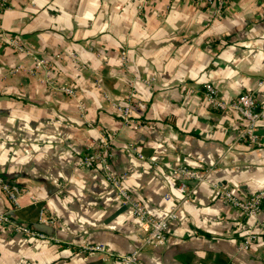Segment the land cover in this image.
I'll list each match as a JSON object with an SVG mask.
<instances>
[{
	"label": "crops",
	"instance_id": "obj_1",
	"mask_svg": "<svg viewBox=\"0 0 264 264\" xmlns=\"http://www.w3.org/2000/svg\"><path fill=\"white\" fill-rule=\"evenodd\" d=\"M8 4L0 38L23 51L0 42V177L26 192L13 217L45 237L0 228V264H102L82 243L137 250L141 264H264V197L248 217L216 195L264 192V124L263 146L249 145L237 139L239 115L203 94L209 83L224 101L244 92L264 101V0H226L217 17L207 0ZM35 58L48 70L32 74ZM128 99L125 122L117 105ZM105 135L110 169L133 198L158 219L176 205L164 243L147 244L99 166L80 165ZM181 165L203 177L186 180L187 194L171 173ZM9 207L0 190V211Z\"/></svg>",
	"mask_w": 264,
	"mask_h": 264
},
{
	"label": "built area",
	"instance_id": "obj_2",
	"mask_svg": "<svg viewBox=\"0 0 264 264\" xmlns=\"http://www.w3.org/2000/svg\"><path fill=\"white\" fill-rule=\"evenodd\" d=\"M147 1L148 0H142V2ZM207 3L211 4L212 16L217 17L222 11L226 0H207ZM8 5V0H0V12L7 8ZM0 42L7 43L16 51H23V47L16 39L8 37L5 34L1 33ZM61 55L62 54H58L57 57H60ZM49 67V60L35 58L29 71L33 74L39 69L48 70ZM61 90L69 95L74 94L73 90L67 86L61 88ZM203 94L205 101L209 106L219 110H233L239 115L243 121V127L239 130L237 139L252 146H263L259 129L261 128V125L264 124V101L258 102L252 92H244L229 101H224L219 96L215 87L209 83L204 84ZM129 103L130 100L128 99L126 104L117 105V109L120 111L121 117L125 122H130L132 109L131 104ZM111 141L112 138L105 135L102 137L97 148L92 149L88 146L84 155L80 159V165L84 167L99 166L105 180L115 190L122 203L127 205L131 209L133 216L140 221L142 228L147 234L145 240L147 244L164 243L168 222L175 216L174 209L176 208V205L172 206L171 210L164 218L158 219L148 212L140 200L133 198L123 185L124 175H116L110 169L109 160L111 157ZM171 173L179 178L176 189L184 194L190 192V189H188L186 185L187 179H195L197 181L203 179V177L197 175L195 170L184 165L172 167ZM0 190L10 203V207L7 210L0 211V228H6L8 231L17 234L44 238L45 235L42 232L24 222H21L12 215V213L18 208L20 197L26 193L25 189L19 186L16 182L5 180L0 177ZM216 195L241 210L245 216L252 217L260 210L264 192H257L248 198L241 199L235 196L230 190L217 188ZM38 221L47 222L44 208L39 210ZM255 237L256 235H254L252 231H249L245 244L250 243ZM78 249L81 253H100L102 255V264H141L137 255V250L125 254H113L106 250L101 244L90 243H82Z\"/></svg>",
	"mask_w": 264,
	"mask_h": 264
}]
</instances>
